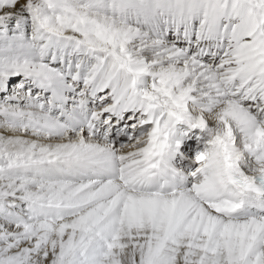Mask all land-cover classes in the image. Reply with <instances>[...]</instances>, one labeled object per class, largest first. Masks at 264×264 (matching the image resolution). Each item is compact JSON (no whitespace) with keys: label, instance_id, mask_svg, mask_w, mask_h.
Segmentation results:
<instances>
[{"label":"bare ground","instance_id":"6f19581e","mask_svg":"<svg viewBox=\"0 0 264 264\" xmlns=\"http://www.w3.org/2000/svg\"><path fill=\"white\" fill-rule=\"evenodd\" d=\"M261 171L264 0H0V264H264Z\"/></svg>","mask_w":264,"mask_h":264},{"label":"rangeland","instance_id":"374dc122","mask_svg":"<svg viewBox=\"0 0 264 264\" xmlns=\"http://www.w3.org/2000/svg\"><path fill=\"white\" fill-rule=\"evenodd\" d=\"M16 76H18V74L16 75ZM79 88H80V86H78ZM77 87V88H78ZM106 90V88L104 89V90H101L98 94H97V96L98 97H100V95H101V93H103L104 91ZM100 99V98H99ZM125 113H129V110H127ZM105 115L106 114H103L102 115V119L104 120V117H105ZM183 120L184 121H186V120H188V108L186 109V112L185 113H183ZM148 127V125H145V127H143L142 129H140L138 132H136V133H132V135H131V137H136V136H138L139 134H141L144 130H145V128H147ZM129 129V128H128ZM103 132H104V130H102ZM101 131V132H102ZM127 133H129V131L127 132ZM131 133H129V134H131ZM194 146V145H193Z\"/></svg>","mask_w":264,"mask_h":264}]
</instances>
